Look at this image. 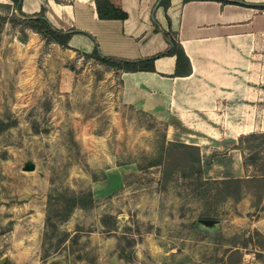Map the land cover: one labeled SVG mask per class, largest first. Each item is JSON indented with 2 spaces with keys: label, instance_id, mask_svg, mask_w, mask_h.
<instances>
[{
  "label": "rangeland",
  "instance_id": "obj_1",
  "mask_svg": "<svg viewBox=\"0 0 264 264\" xmlns=\"http://www.w3.org/2000/svg\"><path fill=\"white\" fill-rule=\"evenodd\" d=\"M9 3L0 0L2 264H226L248 235L243 264H264V180L244 182L239 199L218 183L256 165L231 168L226 151H209L200 173L163 176L166 148L184 139L171 114L120 71L27 27ZM237 145L264 161V143ZM87 190L92 204L68 212L63 194Z\"/></svg>",
  "mask_w": 264,
  "mask_h": 264
},
{
  "label": "crops",
  "instance_id": "obj_2",
  "mask_svg": "<svg viewBox=\"0 0 264 264\" xmlns=\"http://www.w3.org/2000/svg\"><path fill=\"white\" fill-rule=\"evenodd\" d=\"M159 3L120 0L124 19L99 18L94 0H22L21 9L32 14L43 5L57 27L86 31L94 39L73 33L68 46L87 54L96 42L104 55L150 56L167 47L154 20L170 29L188 57L189 74L174 75V55L156 57L154 70L113 69L130 78L145 101L171 114L183 142L197 144L201 158L226 151V166L242 167L238 137L264 131V0Z\"/></svg>",
  "mask_w": 264,
  "mask_h": 264
},
{
  "label": "trees",
  "instance_id": "obj_3",
  "mask_svg": "<svg viewBox=\"0 0 264 264\" xmlns=\"http://www.w3.org/2000/svg\"><path fill=\"white\" fill-rule=\"evenodd\" d=\"M9 5L12 6L20 15L26 17V26L46 37L52 42L58 43L61 47H69L68 39L73 33H85L78 28L62 29L54 25L51 20L45 15V6H41L38 12L27 14L22 11V0H10ZM169 0H160V5L166 7ZM96 12L99 18H118L124 19L127 13L121 8L120 0H94ZM155 29L161 31L164 39L167 42V47L153 55L140 57V58H123L114 55H104L101 53L98 44L95 42L94 47L90 53H84L86 56L93 57L100 63L116 69H122L124 71H136V70H154V59L160 55H174L175 56V70L174 75H185L191 71L190 62L188 57L184 53L182 46L178 40L174 37V33L169 29H162L158 26L156 20H154ZM91 36V35H90ZM92 37V36H91ZM93 38V37H92ZM94 39V38H93ZM239 143L244 141H257V145L264 143V131L252 132L238 137ZM241 150L242 163L244 167L248 164L256 165L253 175L243 177H227L218 179V183L223 184L224 197H232L239 199L241 197V187L244 182H254L256 186H260V183L264 180V161L259 164L256 161L261 157L259 150L253 149L249 153H246L241 145H237ZM264 158V157H263ZM163 176H168L179 170H189L190 172L200 173L202 171L200 149L197 144L187 142H170L165 151V159L163 161ZM127 176L124 175V178ZM62 200L68 207L70 212L75 206L86 207L92 204L94 198L93 193L90 190L75 192L71 191L63 194ZM258 235V233H255ZM251 239V235L247 236L242 244L234 242L233 247L227 252L226 263L236 264L242 260V250L240 247H246V243Z\"/></svg>",
  "mask_w": 264,
  "mask_h": 264
},
{
  "label": "water",
  "instance_id": "obj_4",
  "mask_svg": "<svg viewBox=\"0 0 264 264\" xmlns=\"http://www.w3.org/2000/svg\"><path fill=\"white\" fill-rule=\"evenodd\" d=\"M34 167H35V164L33 161L27 160L24 162L23 169L32 170V169H34ZM213 221H214L213 219H202V222H204V223H212ZM5 260H6L5 256L1 257L0 258V264H2Z\"/></svg>",
  "mask_w": 264,
  "mask_h": 264
},
{
  "label": "built area",
  "instance_id": "obj_5",
  "mask_svg": "<svg viewBox=\"0 0 264 264\" xmlns=\"http://www.w3.org/2000/svg\"><path fill=\"white\" fill-rule=\"evenodd\" d=\"M262 11H264V9H262Z\"/></svg>",
  "mask_w": 264,
  "mask_h": 264
},
{
  "label": "bare ground",
  "instance_id": "obj_6",
  "mask_svg": "<svg viewBox=\"0 0 264 264\" xmlns=\"http://www.w3.org/2000/svg\"><path fill=\"white\" fill-rule=\"evenodd\" d=\"M28 1V0H27Z\"/></svg>",
  "mask_w": 264,
  "mask_h": 264
}]
</instances>
